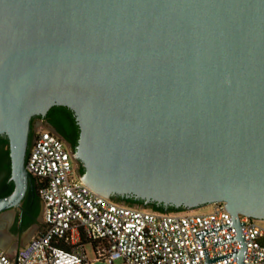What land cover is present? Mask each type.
I'll list each match as a JSON object with an SVG mask.
<instances>
[{
  "label": "water",
  "instance_id": "1",
  "mask_svg": "<svg viewBox=\"0 0 264 264\" xmlns=\"http://www.w3.org/2000/svg\"><path fill=\"white\" fill-rule=\"evenodd\" d=\"M53 105L103 196L264 221V0H0V214L32 186L31 118Z\"/></svg>",
  "mask_w": 264,
  "mask_h": 264
},
{
  "label": "built area",
  "instance_id": "2",
  "mask_svg": "<svg viewBox=\"0 0 264 264\" xmlns=\"http://www.w3.org/2000/svg\"><path fill=\"white\" fill-rule=\"evenodd\" d=\"M25 168L37 179L42 228L14 253L0 247V264H240L243 247L242 264H264V221L239 214L238 228L222 201L205 212L119 204L79 179L70 151L47 127L38 129Z\"/></svg>",
  "mask_w": 264,
  "mask_h": 264
},
{
  "label": "trees",
  "instance_id": "3",
  "mask_svg": "<svg viewBox=\"0 0 264 264\" xmlns=\"http://www.w3.org/2000/svg\"><path fill=\"white\" fill-rule=\"evenodd\" d=\"M44 118L49 123L61 131L70 141L73 147L77 144L78 140V135H79V127L76 122L75 116L73 111L68 108L67 106L63 105H53L51 106L45 116H40V115H34L32 116L31 119L34 118ZM30 138H31V133H30ZM7 154V164L6 168L8 170V174L10 175V157H9V151H6ZM84 171V166L81 164L80 168L78 169V172L81 174ZM31 183L34 188V190L37 193V179L35 177H31ZM14 183L11 181V186L10 188L5 191L2 194H8V192H11L13 190ZM112 200L123 203L129 206H134V207H145V208H150L153 210L157 211H179L183 210V208H176L174 206H165L163 203H158L156 201H151L150 203H145L143 199L141 198H135L133 196L130 197H122L120 195H115L111 196Z\"/></svg>",
  "mask_w": 264,
  "mask_h": 264
},
{
  "label": "flooded vegetation",
  "instance_id": "4",
  "mask_svg": "<svg viewBox=\"0 0 264 264\" xmlns=\"http://www.w3.org/2000/svg\"><path fill=\"white\" fill-rule=\"evenodd\" d=\"M43 126H46L47 128H51V130L55 132L63 140L66 148L71 152L73 164L75 168L78 170L82 163L76 158H74L72 155L76 151L77 144L75 145V147H73L70 141L68 140V138L61 131L53 127L46 119L38 118V117L31 119V141H33V139L35 138L38 129H40ZM7 150L9 151L7 136L5 134H0V196L7 195L2 193H4L10 188L12 181L10 179V175L8 174V170L6 168ZM9 193L10 192H8V194ZM26 195H32V196L36 195V191L34 190L33 186L28 188L25 196ZM39 218L40 216H9V230L11 232H16L21 234L26 229H28L33 222H37Z\"/></svg>",
  "mask_w": 264,
  "mask_h": 264
},
{
  "label": "crops",
  "instance_id": "5",
  "mask_svg": "<svg viewBox=\"0 0 264 264\" xmlns=\"http://www.w3.org/2000/svg\"><path fill=\"white\" fill-rule=\"evenodd\" d=\"M43 203L38 194L26 195L19 207H13L0 214V247L14 253L42 228ZM9 216H40L37 222L19 234L9 230Z\"/></svg>",
  "mask_w": 264,
  "mask_h": 264
},
{
  "label": "rangeland",
  "instance_id": "6",
  "mask_svg": "<svg viewBox=\"0 0 264 264\" xmlns=\"http://www.w3.org/2000/svg\"><path fill=\"white\" fill-rule=\"evenodd\" d=\"M45 127L46 126H43L42 128H45ZM210 209H211L210 204L195 208V210L197 212H205V211H209ZM86 250H87V254H88L89 258L91 260H93L94 253H93L92 249L90 248V246L87 245L86 246ZM93 264H105V262L104 261H94Z\"/></svg>",
  "mask_w": 264,
  "mask_h": 264
}]
</instances>
